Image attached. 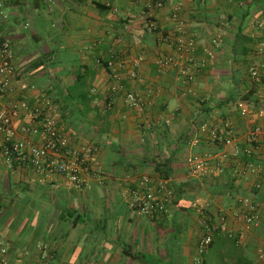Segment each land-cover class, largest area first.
Returning a JSON list of instances; mask_svg holds the SVG:
<instances>
[{
    "label": "crops",
    "instance_id": "1",
    "mask_svg": "<svg viewBox=\"0 0 264 264\" xmlns=\"http://www.w3.org/2000/svg\"><path fill=\"white\" fill-rule=\"evenodd\" d=\"M148 15L171 41L145 30ZM260 25L264 0H0V44L11 42L17 68L3 102L29 106L13 119V138L42 145L40 114L53 111L59 158L83 169L76 188L0 154V264H264V141L249 143L253 130L264 134ZM164 57L174 60L168 68L157 64ZM192 60L208 65L196 70ZM181 66L196 70L195 94L184 96ZM224 123L239 156L200 131ZM204 157L210 173L192 176L190 160ZM145 176L174 191L156 219L131 207ZM206 235L213 241L200 257Z\"/></svg>",
    "mask_w": 264,
    "mask_h": 264
},
{
    "label": "built area",
    "instance_id": "2",
    "mask_svg": "<svg viewBox=\"0 0 264 264\" xmlns=\"http://www.w3.org/2000/svg\"><path fill=\"white\" fill-rule=\"evenodd\" d=\"M24 1V0H21ZM157 7H163L164 3L157 2ZM180 7H176L174 10L175 17L179 12ZM145 30L149 34H157L164 42H169L172 39L170 34H164L157 23V21L151 17L146 16ZM182 23L178 24L177 29H181ZM264 28V25H260ZM179 49L182 52L193 54L196 50L195 44L191 41L183 46L182 41L179 42ZM143 61L140 56L132 63L131 78L136 79V70L139 68ZM193 68L196 70H202L207 67L206 61H193ZM174 63L172 57H164L157 60V64L161 68H168ZM114 62H107V67L113 68ZM180 73L185 80V83L189 86L184 91V96L188 94H195L191 85L195 84V71L190 67L181 66ZM17 68L14 63V52L10 41H4L0 44V154L7 161L13 160L26 161L35 165L38 170L46 176H54L57 174L64 175L68 178L70 183L79 188L82 182V166L81 161L76 159L75 161H63L59 158V144L63 143L60 139V134L57 128V120L53 111L44 110L41 112L45 118L43 124V131L47 137V140L42 145H35L30 140H15L12 134V122L20 112L29 111L28 103L16 99H10L7 103L3 102L4 98H8L11 92V82L16 77ZM251 76L255 81H259V75L255 70H251ZM118 88L113 87L112 91L117 92ZM138 95L135 93H129L127 95L128 102L132 105L139 103ZM244 107V105H240ZM33 135L38 134L39 130L33 126L29 130ZM201 133L208 135L209 141L213 145H224L231 147L234 150V155L239 156L240 150L235 134L234 128L229 123H224L222 127L203 125L200 128ZM262 141H264V134L261 130H253L249 135V143L252 148H255ZM250 153V152H249ZM210 158V157H209ZM209 160L204 158H195L190 160V174L195 177L206 176L210 173ZM174 199L173 189L167 186V182L160 181L154 183L148 176L142 178L139 186L132 192L131 207L140 215L145 217L156 219L167 213L169 205ZM198 212H203L202 208L198 209ZM223 219V216H221ZM243 219L248 228L257 226V219L253 215L246 214ZM208 227V226H207ZM210 229V227H208ZM245 236H240V241L244 240ZM212 237L206 235L198 244V253L200 257H203L207 249L212 244ZM239 243V242H238ZM46 249V247L44 248ZM6 249H1V254H6ZM260 257L264 259V250L260 252ZM197 264H201L199 260Z\"/></svg>",
    "mask_w": 264,
    "mask_h": 264
},
{
    "label": "trees",
    "instance_id": "3",
    "mask_svg": "<svg viewBox=\"0 0 264 264\" xmlns=\"http://www.w3.org/2000/svg\"><path fill=\"white\" fill-rule=\"evenodd\" d=\"M202 124H203V123H202ZM165 167H167V165H165ZM166 169H167V168H166ZM168 172H169V170L167 169V170H166V173H168ZM165 175H166V174H165ZM167 177H168V176H167Z\"/></svg>",
    "mask_w": 264,
    "mask_h": 264
}]
</instances>
